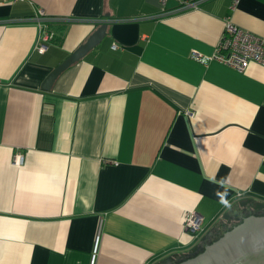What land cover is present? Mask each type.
Masks as SVG:
<instances>
[{
	"label": "crops",
	"instance_id": "crops-1",
	"mask_svg": "<svg viewBox=\"0 0 264 264\" xmlns=\"http://www.w3.org/2000/svg\"><path fill=\"white\" fill-rule=\"evenodd\" d=\"M227 21L264 35V0H0V264H163L264 204V65L208 59Z\"/></svg>",
	"mask_w": 264,
	"mask_h": 264
},
{
	"label": "water",
	"instance_id": "water-1",
	"mask_svg": "<svg viewBox=\"0 0 264 264\" xmlns=\"http://www.w3.org/2000/svg\"><path fill=\"white\" fill-rule=\"evenodd\" d=\"M106 26L103 23L97 27L83 43L56 65L46 78L43 88L49 89L51 82L60 71L70 63L83 57L90 49L99 44L105 34ZM236 229L242 232L243 235L235 237L234 232ZM186 263L264 264V216H250L244 219L240 226L226 232L216 242L208 246L205 253Z\"/></svg>",
	"mask_w": 264,
	"mask_h": 264
},
{
	"label": "built area",
	"instance_id": "built-area-1",
	"mask_svg": "<svg viewBox=\"0 0 264 264\" xmlns=\"http://www.w3.org/2000/svg\"><path fill=\"white\" fill-rule=\"evenodd\" d=\"M164 3L166 0H160ZM193 1H186L185 5H193ZM53 33L43 29L38 37L35 50L39 53L47 49V42L52 38ZM112 48L115 44H112ZM194 59H202L201 55L193 52ZM208 59H216L231 68L243 71L251 62L264 65V35L253 33L227 21L216 44L214 53ZM22 156L16 153L14 162L20 163ZM201 216L196 211H188L183 217V225L186 230L195 236L201 232Z\"/></svg>",
	"mask_w": 264,
	"mask_h": 264
},
{
	"label": "rangeland",
	"instance_id": "rangeland-1",
	"mask_svg": "<svg viewBox=\"0 0 264 264\" xmlns=\"http://www.w3.org/2000/svg\"><path fill=\"white\" fill-rule=\"evenodd\" d=\"M264 210V206L261 203L255 202V201H249V200H241L240 202H237L233 206H231L225 213H223L219 219L214 222L211 227L208 228L206 232H204L197 243H200V245L205 244V239H209L210 241L205 245L208 246L210 244H213L217 239L222 237L226 232L233 230V227L236 228L242 224L244 219L255 216L256 214H259ZM217 233H219V236L217 239L213 238ZM221 234V235H220ZM211 238V239H210ZM212 238L214 241H212ZM211 242V243H210ZM196 245V244H195ZM195 247V246H194ZM187 251V250H186ZM181 252L178 254H173V256H168L163 258L164 262H168L167 264H172L174 261L177 260L174 264H179L180 260L182 258H185L186 253L188 252ZM181 263V262H180Z\"/></svg>",
	"mask_w": 264,
	"mask_h": 264
},
{
	"label": "flooded vegetation",
	"instance_id": "flooded-vegetation-1",
	"mask_svg": "<svg viewBox=\"0 0 264 264\" xmlns=\"http://www.w3.org/2000/svg\"><path fill=\"white\" fill-rule=\"evenodd\" d=\"M263 206H264V204H263ZM255 216H264V210H262V212L261 213H259V214H256ZM234 228V227H233ZM238 229V228H237ZM235 230V237H239V236H242L243 235V233L242 232H239V230ZM202 235V234H201ZM200 238V237H199ZM233 238H234V234H233ZM206 240V239H205ZM218 240V239H217ZM216 240V241H217ZM215 241V242H216ZM208 242H206L205 244H203V245H200V243H196V245H194L192 248H190L189 250H187L186 252H188V253H186V255H183V256H185L186 258H184V259H181L180 260V264H188V263H186V262H188V261H190V260H192V259H196V258H198L199 256H201V254H203V253H205V251H206V249L208 248V246H210V245H208V246H205L206 244H207ZM231 244H233V243H231ZM171 256H173V255H170V257ZM203 258V257H202ZM177 262V260L176 261H174L172 264H174V263H176ZM168 262L166 261V264H167ZM163 264H165V262L163 263Z\"/></svg>",
	"mask_w": 264,
	"mask_h": 264
},
{
	"label": "trees",
	"instance_id": "trees-1",
	"mask_svg": "<svg viewBox=\"0 0 264 264\" xmlns=\"http://www.w3.org/2000/svg\"><path fill=\"white\" fill-rule=\"evenodd\" d=\"M44 29H45L46 31H50L49 28H45V27H44ZM53 34H54V33H53ZM52 37H53V36H52ZM51 39H52V38H51ZM220 235H221V234H220ZM218 236H219V233H217L213 238L216 237L215 239H217ZM213 238H212V241L215 240V239L213 240ZM210 239H211V238H210ZM209 241H210L209 239H206V240H205V243H206V242H209ZM210 243H211V242H210ZM185 258H186V257H185ZM182 259H184V258H182Z\"/></svg>",
	"mask_w": 264,
	"mask_h": 264
}]
</instances>
